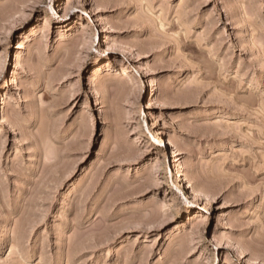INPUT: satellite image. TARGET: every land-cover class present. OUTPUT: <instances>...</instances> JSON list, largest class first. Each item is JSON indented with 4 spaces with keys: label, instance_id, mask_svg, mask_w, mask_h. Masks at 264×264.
Masks as SVG:
<instances>
[{
    "label": "rangeland",
    "instance_id": "rangeland-1",
    "mask_svg": "<svg viewBox=\"0 0 264 264\" xmlns=\"http://www.w3.org/2000/svg\"><path fill=\"white\" fill-rule=\"evenodd\" d=\"M0 264H264V0H0Z\"/></svg>",
    "mask_w": 264,
    "mask_h": 264
},
{
    "label": "bare ground",
    "instance_id": "bare-ground-1",
    "mask_svg": "<svg viewBox=\"0 0 264 264\" xmlns=\"http://www.w3.org/2000/svg\"><path fill=\"white\" fill-rule=\"evenodd\" d=\"M155 134L158 137V140H159L160 144L165 148L164 142H163L162 138H160L158 131H156ZM179 167L180 166H178V173H177L178 180L182 179V171H181V169H179ZM194 191L196 193H201V190L199 188H195Z\"/></svg>",
    "mask_w": 264,
    "mask_h": 264
}]
</instances>
